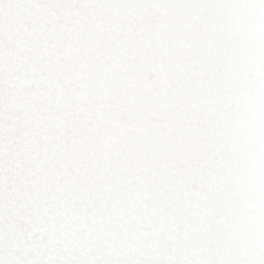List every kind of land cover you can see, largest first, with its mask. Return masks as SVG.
<instances>
[{"label":"water","instance_id":"95a60500","mask_svg":"<svg viewBox=\"0 0 264 264\" xmlns=\"http://www.w3.org/2000/svg\"><path fill=\"white\" fill-rule=\"evenodd\" d=\"M0 264H264V0H0Z\"/></svg>","mask_w":264,"mask_h":264}]
</instances>
